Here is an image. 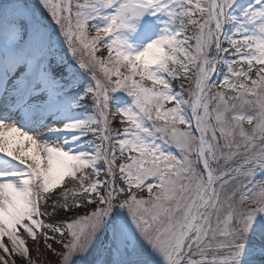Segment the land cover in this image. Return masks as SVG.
I'll return each instance as SVG.
<instances>
[{"label":"snow or ice","instance_id":"snow-or-ice-1","mask_svg":"<svg viewBox=\"0 0 264 264\" xmlns=\"http://www.w3.org/2000/svg\"><path fill=\"white\" fill-rule=\"evenodd\" d=\"M0 251L264 264V0H0Z\"/></svg>","mask_w":264,"mask_h":264},{"label":"rangeland","instance_id":"rangeland-1","mask_svg":"<svg viewBox=\"0 0 264 264\" xmlns=\"http://www.w3.org/2000/svg\"><path fill=\"white\" fill-rule=\"evenodd\" d=\"M3 243L5 245H10V242L7 240V237L4 238ZM0 255H4V253L2 251H0ZM6 258L9 259L10 264H11V261L12 260H15V257L14 256H12V257H6Z\"/></svg>","mask_w":264,"mask_h":264},{"label":"trees","instance_id":"trees-1","mask_svg":"<svg viewBox=\"0 0 264 264\" xmlns=\"http://www.w3.org/2000/svg\"><path fill=\"white\" fill-rule=\"evenodd\" d=\"M15 259H16V257H15ZM17 264H19V261L17 260Z\"/></svg>","mask_w":264,"mask_h":264}]
</instances>
